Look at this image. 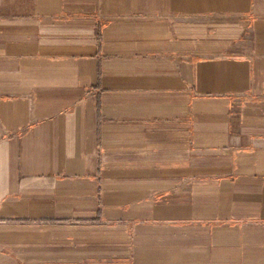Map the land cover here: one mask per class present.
Instances as JSON below:
<instances>
[{"label":"crops","instance_id":"0c3cea01","mask_svg":"<svg viewBox=\"0 0 264 264\" xmlns=\"http://www.w3.org/2000/svg\"><path fill=\"white\" fill-rule=\"evenodd\" d=\"M0 264H264V0H0Z\"/></svg>","mask_w":264,"mask_h":264}]
</instances>
